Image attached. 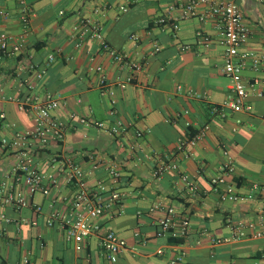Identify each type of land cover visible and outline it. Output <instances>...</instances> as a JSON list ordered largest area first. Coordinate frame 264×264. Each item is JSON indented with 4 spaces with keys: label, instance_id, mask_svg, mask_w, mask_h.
Here are the masks:
<instances>
[{
    "label": "crops",
    "instance_id": "obj_1",
    "mask_svg": "<svg viewBox=\"0 0 264 264\" xmlns=\"http://www.w3.org/2000/svg\"><path fill=\"white\" fill-rule=\"evenodd\" d=\"M236 1L251 27L240 53L262 58L258 69L252 59L246 60L243 77H258L264 88V0ZM24 3L31 8L25 47L0 59V98H8L3 102L6 117L0 116V137L33 128L35 114L20 101L47 92L60 100L54 114L66 123L67 133L63 142L29 155L42 171L58 177L50 192H38L21 210L0 197V264H172L182 254L185 259L177 264H264V98L250 96L249 111L228 108L226 116L213 111L229 98L231 79L224 72L220 21L201 19L208 5L185 17L179 0H0V9L8 13L0 15V37L24 32ZM87 17L100 21L107 41L146 63L145 69L134 72L115 61L90 35L79 45ZM162 17L171 22L159 23ZM200 30L211 37L210 45L199 42ZM135 34L137 40L132 39ZM156 45L161 49L152 54ZM50 54L55 60L49 65ZM98 65L104 66L114 96L102 94L100 73L92 69ZM44 68L47 72L39 79L36 72ZM79 116L103 121L106 127L123 119L131 128L113 135L93 123H81ZM205 126L209 129L203 138L178 150L182 140ZM137 131L144 135L139 137ZM186 151L193 154L188 157ZM168 154L179 170L158 178L154 169ZM54 156L63 160L58 167H53ZM67 159L83 167L90 185L104 182L120 194V204L99 220L123 243L116 262L107 258L98 236L75 242L67 239L60 220L49 224L54 212H71L76 195V186L67 180ZM18 161L16 150L0 144V185ZM228 161L235 167L230 180L236 191L252 199L224 201L213 190L211 178ZM111 168L121 173L117 181ZM183 173L199 184V194L188 192ZM170 206L190 216L188 237L159 235L158 219ZM240 222L246 236L214 243L215 237L232 236Z\"/></svg>",
    "mask_w": 264,
    "mask_h": 264
},
{
    "label": "built area",
    "instance_id": "obj_2",
    "mask_svg": "<svg viewBox=\"0 0 264 264\" xmlns=\"http://www.w3.org/2000/svg\"><path fill=\"white\" fill-rule=\"evenodd\" d=\"M179 3L185 17L195 15L200 5L207 4L208 9L201 19L216 17L222 26L223 31L220 43L225 47L224 72L231 79V94L224 103L214 106L213 111L221 116H226L228 108L235 111L251 110L252 107L247 102L248 98L253 95L264 98V88H261V80L258 77L246 81L243 77V70L248 59H252L254 66L258 69L262 58L254 52L240 53V48L249 41L251 36V27L245 18L241 5L236 0H179ZM127 9V6H122V10L126 11ZM22 10L24 32L18 37H0V59L5 55L19 54L25 47L26 34L31 24V8L24 3ZM0 15L7 17L8 13L0 9ZM158 22L167 24L171 22V19L162 17ZM82 25L83 30L80 35L79 45L82 44L83 37L90 35L101 43L103 50L115 61L127 64L134 72H142L145 69L146 63L132 59L128 53L113 47L107 41L104 27L100 21L87 17L82 21ZM197 34L200 43L207 46L210 45L211 37L209 35L202 30L198 31ZM138 38V35H132V39L137 40ZM189 47L187 45L184 49ZM160 49L161 46L156 45L152 54ZM54 60L55 55L50 54L48 64L50 65ZM92 69L100 73L102 94L114 96L115 88L108 82L104 66L98 65ZM46 72L47 68H44L38 70L36 75L39 79H42ZM129 80L132 81L133 77H130ZM31 88H34V86L31 85ZM7 99V97L0 98V116L2 118L6 117L3 102ZM112 102L115 104L116 100L113 98ZM20 103L23 108H28L34 112V127L18 131L12 138L0 137V144L3 147H11L19 153L18 163L0 185V197L4 204L17 210L28 206L30 197L41 191L48 193L59 183L57 176L49 175L42 171L41 168L31 161L29 155L32 151L47 148L52 142H63L67 133L66 123L54 114V110L60 105V100L52 93L29 95ZM115 112L114 109L111 111L112 114ZM71 118L75 119L77 115L71 114ZM78 120L84 124L93 123L99 129L105 128L113 135H123L131 128V124L123 119H118L110 127H106L105 122H96L92 118L79 116ZM208 129L209 126H205L198 134L182 140L178 145V150L184 151L189 145H195L197 141L206 135ZM137 135L142 137L144 134L142 131H137ZM186 152L188 157L193 154L192 152ZM61 162L63 160L61 161L58 156L52 158L53 167H58ZM67 162L71 171L67 180L77 188L72 209L69 214L54 212L51 215L49 224L54 225L56 220H60L64 225L67 239L75 242H82L89 237L98 236L107 258L112 262H116L124 247L123 243L116 231L104 229L99 224V220L120 204V194L114 186H109L104 182L99 183L97 186L90 185L87 182L86 172L83 167L70 159L64 160L65 164ZM96 167L97 165L94 166V168ZM234 168L233 161H228L222 165L220 172L211 178L213 190L218 192L224 201H246L252 199L253 195L240 194L236 191L234 184L230 180L231 175L234 173ZM177 170H179V164L171 154H168L164 160H161L156 165L154 175L159 178L168 171ZM110 174L113 181H117L121 176L120 171L116 168H111ZM181 179L189 193L199 194L201 192L199 184L192 180L189 174H181ZM7 220L9 221V219ZM158 227L159 235L186 238L192 229L191 218L188 214L181 213L175 207L170 206L165 209L162 216L158 219ZM244 236H246L245 225L240 222L235 226L232 236L226 238L215 237L213 241L214 243H225ZM184 259L185 255L182 254L171 263L177 264Z\"/></svg>",
    "mask_w": 264,
    "mask_h": 264
},
{
    "label": "trees",
    "instance_id": "obj_3",
    "mask_svg": "<svg viewBox=\"0 0 264 264\" xmlns=\"http://www.w3.org/2000/svg\"><path fill=\"white\" fill-rule=\"evenodd\" d=\"M179 240V239H178Z\"/></svg>",
    "mask_w": 264,
    "mask_h": 264
}]
</instances>
